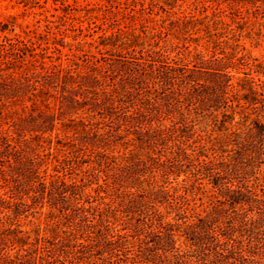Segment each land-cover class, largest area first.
<instances>
[{"label":"trees","instance_id":"16d2710c","mask_svg":"<svg viewBox=\"0 0 264 264\" xmlns=\"http://www.w3.org/2000/svg\"><path fill=\"white\" fill-rule=\"evenodd\" d=\"M157 7L176 14L138 13ZM72 10L45 34L0 23V264H264V59L195 15L144 37L129 13L73 52L98 16Z\"/></svg>","mask_w":264,"mask_h":264},{"label":"rangeland","instance_id":"374dc122","mask_svg":"<svg viewBox=\"0 0 264 264\" xmlns=\"http://www.w3.org/2000/svg\"><path fill=\"white\" fill-rule=\"evenodd\" d=\"M160 5H163L169 11L176 12L171 15H167L161 11L158 7L148 14L147 12L143 17L149 18L147 25L159 26L164 25V30L171 28L170 22L176 16L182 15H195L198 18H204L208 16L206 22H209L213 32L217 34L224 32L221 25L214 27L215 21L222 20L226 22L229 28H234L236 33L241 35L240 44H244L246 51L253 57L264 59V8H260L259 11H255L253 7H242L241 15L236 17V10L229 7L227 4L216 5L210 0H157ZM151 0H0V23L9 24V28H14L13 32L7 30L5 34L13 36L14 33L26 36V33L32 36L37 33L45 34L48 30V20H56L58 16L63 14V8L69 5L73 8L72 14L84 18L86 11L90 15L98 16L95 19V23H89L88 21L81 22V20H75L73 23L76 26L83 27V33L77 40L73 39L75 34H79V31L67 30L68 36L65 37L67 42L73 44V52L76 51L78 42H86L84 49L90 50L93 53H97L95 45L90 46L89 42L99 43V36L107 31L110 34L116 31L118 28H125L126 24H129L131 20L128 18L129 13L136 16L133 27L136 28L137 33L145 37V34L141 33V21L143 17H140L138 11L142 7L149 6ZM170 4V5H169ZM172 5V6H171ZM171 7H173L171 9ZM250 8V9H249ZM249 9V10H247ZM90 11V12H89ZM249 11V12H248ZM105 16V18H104ZM244 17V19L241 18ZM236 18V21H234ZM215 18V21H214ZM71 21V20H70ZM226 26V27H227ZM242 27V28H241ZM65 28V27H63ZM68 28L69 25H68ZM131 30V28H129ZM56 31V29H53ZM0 33L4 34L1 29ZM149 34V31L147 32ZM201 35L204 36V31H201ZM61 37L60 34L57 35ZM231 36V34H229ZM172 38V35H171ZM223 39H228L223 37ZM171 43L177 44L178 39L172 38ZM182 42L179 43L181 46ZM201 44H207V38L201 41ZM187 45L191 46V49L195 46L194 42H187ZM204 45L199 49H204ZM207 46V45H206ZM104 51L105 49L101 47ZM213 50L212 44H210L209 50L204 49L211 53ZM230 51V49H228ZM71 51V52H72ZM69 47L63 48V61L67 62L66 54H71ZM176 55V52L172 53ZM70 57H72L70 55ZM243 76V74H240ZM28 228H34V226H28Z\"/></svg>","mask_w":264,"mask_h":264}]
</instances>
